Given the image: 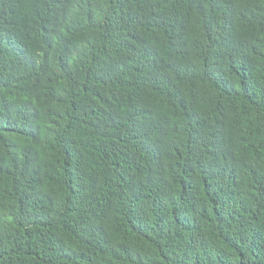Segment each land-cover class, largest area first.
Returning a JSON list of instances; mask_svg holds the SVG:
<instances>
[{"label": "trees", "instance_id": "trees-1", "mask_svg": "<svg viewBox=\"0 0 264 264\" xmlns=\"http://www.w3.org/2000/svg\"><path fill=\"white\" fill-rule=\"evenodd\" d=\"M0 264H264V0H0Z\"/></svg>", "mask_w": 264, "mask_h": 264}]
</instances>
